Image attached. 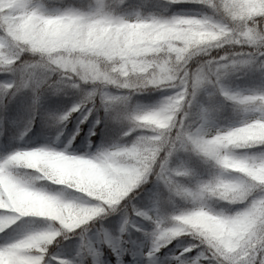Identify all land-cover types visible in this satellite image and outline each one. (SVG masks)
<instances>
[{
	"label": "clouds",
	"instance_id": "clouds-1",
	"mask_svg": "<svg viewBox=\"0 0 264 264\" xmlns=\"http://www.w3.org/2000/svg\"><path fill=\"white\" fill-rule=\"evenodd\" d=\"M0 146V264H264V0H0Z\"/></svg>",
	"mask_w": 264,
	"mask_h": 264
},
{
	"label": "snow or ice",
	"instance_id": "snow-or-ice-1",
	"mask_svg": "<svg viewBox=\"0 0 264 264\" xmlns=\"http://www.w3.org/2000/svg\"><path fill=\"white\" fill-rule=\"evenodd\" d=\"M68 252L70 254V249L68 250ZM114 252H115V256H116L117 260H119V258L121 256L124 257L125 255H127L125 252H123V251H121L119 249H115ZM133 256L135 257V254H133ZM59 261H63L64 264H73V262L71 260L67 259L65 255L57 256L54 259L53 264H58Z\"/></svg>",
	"mask_w": 264,
	"mask_h": 264
},
{
	"label": "trees",
	"instance_id": "trees-1",
	"mask_svg": "<svg viewBox=\"0 0 264 264\" xmlns=\"http://www.w3.org/2000/svg\"><path fill=\"white\" fill-rule=\"evenodd\" d=\"M15 105H13V109H15ZM5 149L2 147V146H0V151H4ZM72 255V251H71V249H70V254H69V252H67L66 254H65V256H66V258H70V256ZM130 256H132V255H125L124 257H123V259L125 260V261H128V259L130 258ZM104 258H106V259H110V260H115V256L112 254V252H111V250H109V249H105L104 250Z\"/></svg>",
	"mask_w": 264,
	"mask_h": 264
},
{
	"label": "rangeland",
	"instance_id": "rangeland-1",
	"mask_svg": "<svg viewBox=\"0 0 264 264\" xmlns=\"http://www.w3.org/2000/svg\"><path fill=\"white\" fill-rule=\"evenodd\" d=\"M106 261V264H116V258L115 260H110V259H106L104 258ZM138 259V257H134V256H130V258L128 259V261H125L124 259V264H136V260Z\"/></svg>",
	"mask_w": 264,
	"mask_h": 264
}]
</instances>
